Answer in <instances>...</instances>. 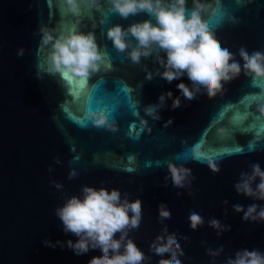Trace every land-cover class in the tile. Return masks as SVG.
Masks as SVG:
<instances>
[{"label":"water","instance_id":"1","mask_svg":"<svg viewBox=\"0 0 264 264\" xmlns=\"http://www.w3.org/2000/svg\"><path fill=\"white\" fill-rule=\"evenodd\" d=\"M103 2L105 7L98 10L91 0H79L77 16L68 10L66 0H0V264H88L101 255L99 249L76 255L67 247L43 243L46 238L78 239L64 233L55 209L65 195L79 194L84 184L115 187L129 199L142 198L140 227L129 236L152 256L150 264L160 259L150 244L165 224L183 247L182 264H212L213 259L224 264L238 249L264 251V223L246 222L243 213L232 208L237 203L264 204L234 188L250 164L258 162L264 168V113L257 108L264 103V80L254 82L242 72L214 98L202 89L192 101L181 97L187 107L173 109L168 99L160 110L162 119L146 117L144 106L158 102L161 93L171 90L173 97L180 95V81L168 83L159 75L147 80L144 65L153 72L159 66L155 54L133 64L112 46L107 39L110 26L127 27L148 17L142 13L122 19L109 13L107 0ZM201 2L209 5V12L219 4L229 17L216 35L242 65L241 46L250 53L264 51V0ZM192 3L189 0V8ZM103 15L107 19L100 23ZM212 23L215 26L214 18ZM41 24L95 31L101 47L106 46L110 66L85 81L47 74L46 49L39 48ZM21 47L22 57L17 56ZM38 71L43 79L37 78ZM182 79L190 84L187 76ZM90 109L106 111L117 130L95 126L86 116ZM169 118L173 123L165 127ZM194 151L214 158L221 171L213 173L206 161L191 159ZM57 157L62 163H56ZM169 160L185 163L192 171L191 188L174 187L170 177L165 181ZM73 167L79 174L70 180ZM52 180L62 182L63 190ZM226 199L228 205L223 203ZM161 202L172 212L163 222L158 219ZM192 211L205 220L197 230L190 226ZM212 218L230 224L231 231L217 236L208 225ZM221 245L225 249L221 256L208 255L207 248Z\"/></svg>","mask_w":264,"mask_h":264},{"label":"clouds","instance_id":"2","mask_svg":"<svg viewBox=\"0 0 264 264\" xmlns=\"http://www.w3.org/2000/svg\"><path fill=\"white\" fill-rule=\"evenodd\" d=\"M91 3L98 10L105 7L103 0H91ZM66 4L70 12L80 15L79 0H66ZM208 9L209 5L201 0H193L191 8L189 0H107V11L122 19L142 13L148 17L132 22L127 27L121 23L110 26L107 29V39L112 46L130 58L133 64H140L142 58L155 54L159 66L153 72L144 65L147 80L159 75L168 83L180 81L177 84L180 95L173 97L171 90L161 93L158 102L144 106L146 117L162 119L160 110L165 107L168 99H172L173 109L187 107L181 97L192 101L198 98L202 89L208 98H214L225 91V85L238 78L242 72L254 82L264 80V51L254 50L250 53L246 46H241L238 54L244 62L242 65L236 59L237 54L222 46L216 35L229 17L220 10L219 4L211 12ZM106 19L103 15L100 23H105ZM231 19L233 23L236 22L234 17ZM38 32L41 35L39 48L46 49L44 63L47 65V74L85 81L102 67L110 66L106 46L101 47L95 31L58 29L41 24ZM23 55L24 48L21 47L17 56ZM36 76L43 79L39 71ZM184 76H187L190 84L184 82ZM257 108L260 113H264V103H258ZM86 116L97 127L117 130L116 121L110 119L106 111L90 109ZM143 123L147 124V120ZM172 123L173 118H169L164 126ZM184 159L187 161L188 157L185 156ZM191 159L206 161L213 173L221 171L214 158L203 156L199 151H194ZM56 163H62L59 157L56 158ZM167 168L169 175L165 176L166 182L170 177L174 187L191 188L195 176L185 163L178 164L169 160ZM249 169L240 173L234 188L238 194L264 201V168L257 162L250 164ZM52 170V166H49V171ZM78 174V170L73 167L68 179L71 180ZM51 182L56 189L63 190L62 182ZM191 194L189 191V195ZM223 203L228 205L229 201L226 199ZM232 208L237 213H243L242 220L246 222L264 223V204L253 203L245 207L237 203ZM158 209V219L161 222L171 218L172 212L165 202H161ZM227 211L225 208V213ZM55 215L61 222L64 233H70L78 239L53 242L46 238L43 241L45 246L67 247L76 255L99 249L102 254L91 258L88 264H150L152 260V256L147 255L129 236L130 231L140 227L143 217L142 198L129 199L127 194H122L115 187L109 189L106 186L84 184L79 194L65 195L64 203L55 209ZM189 220L193 230L205 223L204 217L196 211L190 213ZM208 225L216 230L217 236L231 231L230 224H224L216 218L210 219ZM181 239L190 240L188 236ZM206 243L202 241V244ZM150 251L160 257L158 264H182L180 257L185 256L176 234L170 232L166 224L150 244ZM224 251L223 245L216 249L207 248L208 255L213 258L221 256ZM212 264H216L215 259ZM224 264H264V251L259 248L238 249L234 255L227 257Z\"/></svg>","mask_w":264,"mask_h":264}]
</instances>
